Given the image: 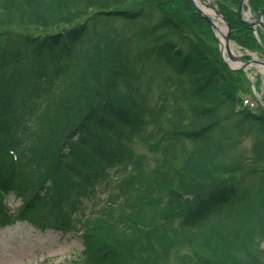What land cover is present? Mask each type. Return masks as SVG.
<instances>
[{"label":"trees","instance_id":"16d2710c","mask_svg":"<svg viewBox=\"0 0 264 264\" xmlns=\"http://www.w3.org/2000/svg\"><path fill=\"white\" fill-rule=\"evenodd\" d=\"M240 2L213 0L260 54ZM54 17L0 30V229L76 236L65 264H264V108L191 1L0 0V25Z\"/></svg>","mask_w":264,"mask_h":264},{"label":"rangeland","instance_id":"374dc122","mask_svg":"<svg viewBox=\"0 0 264 264\" xmlns=\"http://www.w3.org/2000/svg\"><path fill=\"white\" fill-rule=\"evenodd\" d=\"M96 9L93 8V10ZM54 18L58 20L55 25L52 23L45 25L43 23L46 22V19H42L40 20V25L13 27L5 24L0 25V30L13 29L16 32H24L36 36L51 33L56 29V25L60 28L67 25L63 23V17ZM73 18L75 17L73 16ZM69 22L72 23L74 20L71 19ZM234 49L235 54L242 55L239 53L238 48ZM253 56L264 62L263 52L261 54L254 53ZM247 71L246 76L249 79L251 97L253 95L255 100H258H256L257 104L264 108V99L261 96L264 93V76L254 66ZM249 105L250 108L257 110L255 104L249 102ZM244 147L245 150L248 149V142L244 144ZM136 150L139 153H147L144 146L139 143L136 145ZM221 172L227 174L229 171L222 170ZM8 203L14 207L19 206V201H14L12 198ZM81 251V240L71 234L63 235L52 230H37L25 222H16L14 225L0 229V264H65L69 259L78 256ZM167 264L174 263L170 261Z\"/></svg>","mask_w":264,"mask_h":264},{"label":"bare ground","instance_id":"6f19581e","mask_svg":"<svg viewBox=\"0 0 264 264\" xmlns=\"http://www.w3.org/2000/svg\"><path fill=\"white\" fill-rule=\"evenodd\" d=\"M195 6L200 10V12L210 20L214 33L219 41L220 50L224 59L231 65L232 67H239L240 63H231L228 58V54L235 55V49L233 44H227L225 42V27L220 20V18L216 15V12L210 6L209 0H193ZM259 69L261 75L264 76V66L262 65H254Z\"/></svg>","mask_w":264,"mask_h":264},{"label":"water","instance_id":"95a60500","mask_svg":"<svg viewBox=\"0 0 264 264\" xmlns=\"http://www.w3.org/2000/svg\"><path fill=\"white\" fill-rule=\"evenodd\" d=\"M245 3V0H242V2L239 4V7H238V16L242 19V6L243 4ZM195 7V6H194ZM211 8H213L216 12V15L220 18V20L224 23L225 25V30H226V34H225V42L228 44L229 43V32H230V26L229 24L226 22V20L220 15V13L215 9V7L211 6ZM195 9L202 15V17L207 20L210 25H211V22L210 20H208L207 17H205L196 7ZM262 13H263V9L259 12V15H258V18L257 20H253L252 22H247L249 23L252 27H259L260 30L262 31L263 35H264V24H263V21H262ZM243 20V19H242ZM212 27V25H211ZM228 57H229V60H231L232 62H239L241 63L242 65L238 68V69H246L248 66L252 65V64H258V65H262L264 66V62L262 61H257V60H254V59H251L250 61H243L241 58L239 57H236L234 55H231L230 53L228 54Z\"/></svg>","mask_w":264,"mask_h":264}]
</instances>
